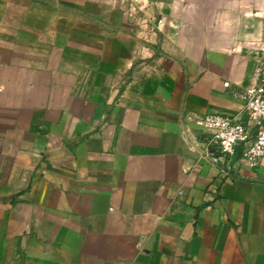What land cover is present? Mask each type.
Returning <instances> with one entry per match:
<instances>
[{
  "label": "crops",
  "instance_id": "obj_1",
  "mask_svg": "<svg viewBox=\"0 0 264 264\" xmlns=\"http://www.w3.org/2000/svg\"><path fill=\"white\" fill-rule=\"evenodd\" d=\"M154 1L145 51L131 0H0V264H264V159L184 134L244 115L264 0Z\"/></svg>",
  "mask_w": 264,
  "mask_h": 264
},
{
  "label": "built area",
  "instance_id": "obj_2",
  "mask_svg": "<svg viewBox=\"0 0 264 264\" xmlns=\"http://www.w3.org/2000/svg\"><path fill=\"white\" fill-rule=\"evenodd\" d=\"M128 20L133 26V37L149 50L160 44L165 20L160 16L154 0H131L127 8ZM156 55L161 52L156 49ZM157 56V57H158ZM158 69H154L157 72ZM230 83H225L229 88ZM244 103V115L234 117L207 114L190 121L185 128V137L197 148V139L192 127L209 136V145L219 156L213 162L228 165L240 149L241 159L255 166L264 159V66L257 69L254 80L246 89L236 93ZM139 248L141 245L139 244Z\"/></svg>",
  "mask_w": 264,
  "mask_h": 264
},
{
  "label": "rangeland",
  "instance_id": "obj_3",
  "mask_svg": "<svg viewBox=\"0 0 264 264\" xmlns=\"http://www.w3.org/2000/svg\"><path fill=\"white\" fill-rule=\"evenodd\" d=\"M130 3V2H129ZM129 21V20H128ZM130 23V22H129ZM132 25V24H131ZM135 38V37H134Z\"/></svg>",
  "mask_w": 264,
  "mask_h": 264
}]
</instances>
